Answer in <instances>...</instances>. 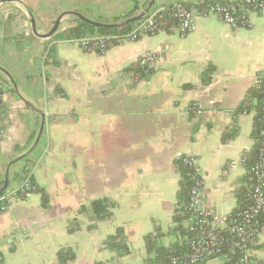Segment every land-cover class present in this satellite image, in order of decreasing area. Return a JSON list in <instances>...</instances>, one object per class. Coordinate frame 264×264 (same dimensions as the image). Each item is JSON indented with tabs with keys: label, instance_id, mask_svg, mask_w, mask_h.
<instances>
[{
	"label": "crops",
	"instance_id": "crops-1",
	"mask_svg": "<svg viewBox=\"0 0 264 264\" xmlns=\"http://www.w3.org/2000/svg\"><path fill=\"white\" fill-rule=\"evenodd\" d=\"M149 1L0 2V186L9 163L32 146L43 121L36 146L10 165L9 177L13 186L31 176L48 197L46 207L37 192L15 197L0 213L3 264H59L61 247L75 253L66 264H144L146 234L159 228L165 246L179 239L172 230L179 204L175 160L184 155L202 170L207 206L221 214L242 207L239 195L252 185L258 110L237 107L247 103V90L264 73V11L251 13L244 27L196 15L195 29L184 36L165 24L138 40L114 42L104 53L77 46L75 38H39L28 15L44 34L63 12L122 22ZM200 3L155 0L149 12ZM77 20L65 14L58 31ZM146 50L160 51L163 59L143 74L138 57ZM224 132L232 134L227 141ZM98 198L112 204L103 220L91 210ZM75 224L79 228L70 231ZM117 227L124 229L130 254L118 255L105 244ZM250 249L264 263V216ZM205 264L236 262L220 255Z\"/></svg>",
	"mask_w": 264,
	"mask_h": 264
},
{
	"label": "built area",
	"instance_id": "built-area-1",
	"mask_svg": "<svg viewBox=\"0 0 264 264\" xmlns=\"http://www.w3.org/2000/svg\"><path fill=\"white\" fill-rule=\"evenodd\" d=\"M167 11L171 28L181 36L195 29V16L213 15L231 27H244L249 24L250 14L264 11V0H201L199 7L170 5L149 12L139 19L130 30L121 32L92 33L72 41L77 46L104 53L108 45L118 42H132L144 35L154 34L164 27L158 15ZM163 59L160 51L146 50L138 57L141 73L147 74L156 62ZM260 76L255 78L258 83ZM248 105L263 110L259 117V148L254 162L249 167L252 185L246 204L229 213H219L205 203V183L201 168L196 159L184 155L182 162L191 175V187L185 202L178 204L177 213L185 214V229L191 233L185 238L187 252L170 258L169 264H205L218 255L222 248L235 258L236 264H264L252 258L250 243L260 231L261 216H264V98L250 99ZM3 107V94L0 91V108ZM196 114L201 110L193 108ZM33 193L30 179L8 187L0 194V213L5 211L11 199L26 198Z\"/></svg>",
	"mask_w": 264,
	"mask_h": 264
},
{
	"label": "trees",
	"instance_id": "trees-1",
	"mask_svg": "<svg viewBox=\"0 0 264 264\" xmlns=\"http://www.w3.org/2000/svg\"><path fill=\"white\" fill-rule=\"evenodd\" d=\"M149 13V12H148ZM148 13L146 15H148ZM9 18L6 23L4 24L5 30L8 29V25L10 23ZM158 20L160 22H166L167 27H169L171 23V20L168 18L167 11L161 13L158 15ZM138 21V20H137ZM123 24L117 28L113 29H104L92 24H89L87 22L77 20L75 24H73L71 27L65 28L63 30L58 31L54 34V39L59 40H67L72 38H79L86 34L100 32V33H106V32H121L130 30L134 27L136 22ZM18 36V35H17ZM15 36V37H17ZM134 70L135 67H132ZM211 70V69H209ZM260 80L258 83L253 85L247 90L245 99L250 100L256 98L257 101L264 98V73L263 75H259ZM249 106L245 104V101L241 103L239 107H237V111H242L249 109ZM263 113V110L258 109L257 114L254 118V131L253 136L255 137V145L252 148L251 152V158L250 160H253L255 157H257L258 154V148H259V117ZM232 137V134L229 132H224L222 136L223 141H227ZM181 156L179 159L175 160V163L178 167L179 172V188L177 191V197L178 202L183 203L186 201L189 189L191 187V175L189 174V170L187 166L182 162ZM26 169H22L21 177H26ZM23 174L25 176H23ZM30 185L33 187V193H40L41 194V204L42 206L46 207L48 205V197L44 190L39 187L33 178L30 176ZM1 194V193H0ZM248 197V193H242L239 195V206H243L246 204ZM112 206L111 202L107 198H98L92 201L91 203V210L95 216L96 219L103 220L108 218L111 215L110 207ZM262 218V216H261ZM185 219V214H179L176 213L173 217L174 222L176 223L175 226L172 228L174 232L177 233L179 236V239L177 241H174L169 246H165L160 242V239L164 236L163 233L159 231V228H156L155 232L148 233L144 236V242H145V250H146V257L144 259V264H169L170 258L176 254H183L187 252L188 248L185 242V238L190 236L191 233L188 232L185 227L183 226V222ZM79 226L77 224L73 225L70 228V231L78 229ZM105 244L107 247L113 251L116 252L118 255H126L131 253V245L127 241L126 235L124 233V229L122 227H117L113 234H110ZM218 255H223L227 258V261L229 263L235 261V258L232 257L225 248H222L220 253ZM75 257V253L71 248L68 247H61L57 252V258L59 264H66L70 261H72ZM0 264H3V257L0 253ZM96 264H106L103 262H99Z\"/></svg>",
	"mask_w": 264,
	"mask_h": 264
},
{
	"label": "water",
	"instance_id": "water-1",
	"mask_svg": "<svg viewBox=\"0 0 264 264\" xmlns=\"http://www.w3.org/2000/svg\"><path fill=\"white\" fill-rule=\"evenodd\" d=\"M6 1H15V0H1L0 2H6ZM155 0H150L147 4V6L144 8V10H142L139 14L135 15V16H131L129 18H126L125 20H123L122 22H113V23H104V22H99L90 18H87L85 15L81 14L80 12H75V11H67V12H63L62 14H60L57 19L55 20L53 26L48 30V32L41 34L38 32L37 28H36V24H35V19L33 17V15L31 14V12H28L29 15V20H30V24H31V31L34 35H36L39 38H48L51 37L52 35H54V33L56 31L59 30L60 28V24H61V18L65 15V14H72L74 15L76 18L80 19L81 21L87 22L89 24L104 28V29H113V28H117L123 24H127V23H132L135 22L143 17L146 16V14L150 11V9L153 6ZM43 131V121L42 124L39 128L38 134L36 136V139L34 141V143L32 144V146L23 154L17 156L15 159H13L10 163L8 168L6 169L5 175H4V180L2 185L0 186V193L4 192L9 186H10V177H9V167L11 164L18 162L19 160L23 159L24 157H26L36 146L37 142L39 141L41 134Z\"/></svg>",
	"mask_w": 264,
	"mask_h": 264
}]
</instances>
